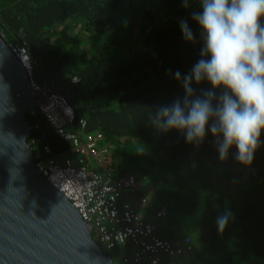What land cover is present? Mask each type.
<instances>
[{
	"label": "trees",
	"instance_id": "trees-1",
	"mask_svg": "<svg viewBox=\"0 0 264 264\" xmlns=\"http://www.w3.org/2000/svg\"><path fill=\"white\" fill-rule=\"evenodd\" d=\"M144 1L0 0V34L10 45L26 47L42 86L61 71L65 90L75 96L68 100L76 119L85 118L86 131L102 133L110 144L102 167L113 178L141 180L136 197L148 200L146 209L155 223L159 220V236L183 243L190 239L186 257L163 264H264V146L246 167L231 154L222 162L210 134L197 148L175 131L158 136L147 122L152 108L184 96L169 70L186 74L200 59V27L190 16L202 11L199 0H190L187 9L182 0H150L148 7ZM182 19L196 35L195 43L182 38ZM77 26L99 33L94 37L103 42L83 43ZM120 34L134 41L129 56H120L117 47L125 41ZM74 77L80 78L78 84ZM193 87L199 94L211 85L205 81ZM27 118L36 164L62 160L71 144L40 110ZM85 158L95 165L93 158ZM225 209L234 219L221 233L216 217ZM161 211L165 215L159 218ZM105 251L114 260L126 252L120 245ZM138 264H149V259Z\"/></svg>",
	"mask_w": 264,
	"mask_h": 264
},
{
	"label": "clouds",
	"instance_id": "clouds-1",
	"mask_svg": "<svg viewBox=\"0 0 264 264\" xmlns=\"http://www.w3.org/2000/svg\"><path fill=\"white\" fill-rule=\"evenodd\" d=\"M199 4L202 11L190 16L200 27V59L186 74L169 70L184 96L152 108L147 122L158 136L175 131L197 148L210 134L222 162L231 154L251 167L264 146V0ZM182 6L189 8L190 0H182ZM179 27L185 42H196L187 20H180ZM205 81L211 88L198 94L193 84ZM232 219L231 210L225 209L216 217L218 231L223 233Z\"/></svg>",
	"mask_w": 264,
	"mask_h": 264
},
{
	"label": "water",
	"instance_id": "water-1",
	"mask_svg": "<svg viewBox=\"0 0 264 264\" xmlns=\"http://www.w3.org/2000/svg\"><path fill=\"white\" fill-rule=\"evenodd\" d=\"M61 78L58 70L35 98L25 66L0 34V264H115L92 224L40 172L29 142L30 109L48 94L75 97Z\"/></svg>",
	"mask_w": 264,
	"mask_h": 264
},
{
	"label": "built area",
	"instance_id": "built-area-1",
	"mask_svg": "<svg viewBox=\"0 0 264 264\" xmlns=\"http://www.w3.org/2000/svg\"><path fill=\"white\" fill-rule=\"evenodd\" d=\"M10 46L29 74L34 97L39 98L46 93V86L35 79L29 51L24 46ZM72 82L78 84L80 78L74 77ZM36 110H40L51 127L72 146L62 160L54 157L48 164L36 165L72 202L83 219L92 224L96 240L104 251L114 250L117 245L125 247L124 264H138L144 257L149 259V264H163L164 260L176 256L186 257L190 239L183 243L159 236L154 220L144 214L148 200L141 199L137 206L128 199V194H137L141 180L133 176L116 179L102 167L110 144L105 142L102 133L86 131L87 120L76 119L74 107L67 98L57 93L48 94L42 104L30 109V113L34 115ZM85 157L94 159L96 169ZM164 215L161 211L157 217Z\"/></svg>",
	"mask_w": 264,
	"mask_h": 264
},
{
	"label": "rangeland",
	"instance_id": "rangeland-1",
	"mask_svg": "<svg viewBox=\"0 0 264 264\" xmlns=\"http://www.w3.org/2000/svg\"><path fill=\"white\" fill-rule=\"evenodd\" d=\"M144 2L147 3L146 7H148V6L153 4L152 1H150V0H145ZM129 21H131V20H129ZM131 23L132 22H128V26H130ZM82 24L84 25V22ZM80 28H81L80 26H77V28H76L77 31L76 32H78L79 37L83 40V43H85V44L92 43L94 45H99V44H101L103 42V40L101 38H98V37L95 38L94 37V34H99V33H95L93 31H83V32L80 31L79 32ZM121 36L123 37V39H121ZM120 40H125L123 43L118 44V47H117L119 49L120 56L121 57L122 56H124V57L129 56L132 53V51L134 50V48L136 47L134 45V41L132 40L133 42L130 41V43H129L130 36L128 34H125V35L120 34ZM138 42L140 43V41H138ZM93 168L96 169V166L93 165ZM115 263L116 264L119 263L117 259H115Z\"/></svg>",
	"mask_w": 264,
	"mask_h": 264
},
{
	"label": "crops",
	"instance_id": "crops-1",
	"mask_svg": "<svg viewBox=\"0 0 264 264\" xmlns=\"http://www.w3.org/2000/svg\"><path fill=\"white\" fill-rule=\"evenodd\" d=\"M75 22V21H74ZM80 31H82L83 32V30L80 28L79 29V32ZM81 32V33H82ZM128 199H129V201H131L132 203H134L135 205H137L138 206V204H139V202H140V198L139 197H136V194H128ZM146 210V211H145ZM144 210V214L149 218V219H153L154 218V214H153V212H152V210L150 209H145ZM147 210H149V212L147 213ZM157 221H159L158 219L156 220V223H157ZM120 247H122V246H120ZM126 253V252H125ZM122 254V255H120V256H118V262H119V264H123L124 263V257L127 255V254Z\"/></svg>",
	"mask_w": 264,
	"mask_h": 264
},
{
	"label": "flooded vegetation",
	"instance_id": "flooded-vegetation-1",
	"mask_svg": "<svg viewBox=\"0 0 264 264\" xmlns=\"http://www.w3.org/2000/svg\"><path fill=\"white\" fill-rule=\"evenodd\" d=\"M54 73H57V72H54ZM55 75H53V77H54ZM51 81H53V80H51Z\"/></svg>",
	"mask_w": 264,
	"mask_h": 264
}]
</instances>
